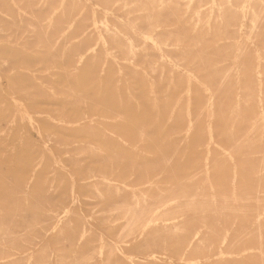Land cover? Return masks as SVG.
Listing matches in <instances>:
<instances>
[{
  "label": "rangeland",
  "instance_id": "374dc122",
  "mask_svg": "<svg viewBox=\"0 0 264 264\" xmlns=\"http://www.w3.org/2000/svg\"><path fill=\"white\" fill-rule=\"evenodd\" d=\"M0 264H264V0H0Z\"/></svg>",
  "mask_w": 264,
  "mask_h": 264
}]
</instances>
